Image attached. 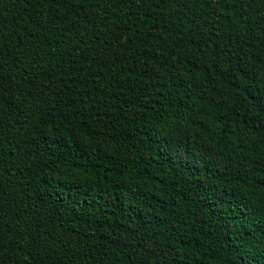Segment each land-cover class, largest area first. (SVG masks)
Returning <instances> with one entry per match:
<instances>
[{"label":"trees","instance_id":"1","mask_svg":"<svg viewBox=\"0 0 264 264\" xmlns=\"http://www.w3.org/2000/svg\"><path fill=\"white\" fill-rule=\"evenodd\" d=\"M0 264H264V0H0Z\"/></svg>","mask_w":264,"mask_h":264}]
</instances>
